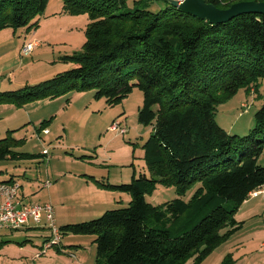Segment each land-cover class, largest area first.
<instances>
[{"label": "trees", "instance_id": "1", "mask_svg": "<svg viewBox=\"0 0 264 264\" xmlns=\"http://www.w3.org/2000/svg\"><path fill=\"white\" fill-rule=\"evenodd\" d=\"M48 1L0 0V31L36 27ZM154 1L137 0L130 8L128 0H62L65 11L90 18L82 51L65 56L73 67L0 92V102L23 105L76 88L96 89L95 97L109 104L120 103L135 87L143 91L138 118L153 127L144 144L151 176L103 182L129 192V205L59 228L61 236L96 235L97 264H186L191 258L200 264L241 227L236 213L252 191L264 186L259 163L264 104L245 135L230 133L216 120L220 102L242 87L257 91L264 78V13L213 24L169 0L153 11ZM206 1L228 8L249 0ZM18 143L9 134L1 138L0 160L36 157L17 151ZM197 181L200 187L186 201L182 196ZM159 183L176 185L179 197L160 205L149 202L146 194ZM179 219L185 222L177 230L173 223ZM8 242L1 240L0 247ZM56 249L64 251L63 246Z\"/></svg>", "mask_w": 264, "mask_h": 264}, {"label": "rangeland", "instance_id": "2", "mask_svg": "<svg viewBox=\"0 0 264 264\" xmlns=\"http://www.w3.org/2000/svg\"><path fill=\"white\" fill-rule=\"evenodd\" d=\"M136 1L128 0V6L134 8ZM166 1H154L151 10L165 7ZM89 22L88 13H71L63 9L62 0H49L36 27L30 30L8 27L0 31V58L7 60L0 66V92L39 83L73 67L65 56L82 51ZM25 39L37 41L41 47H35L29 55H14V44ZM95 94L96 89L76 88L23 105L0 102V139L9 134L19 140L15 145L17 151L36 155L29 159L0 160V180L14 177L22 185L26 204L51 203L59 228L129 205L132 199L129 192L104 186L103 182L129 183L141 173L151 176L144 144L153 127L138 118L143 91L135 87L116 104H109L105 98L97 99ZM263 104L264 78H261L257 91L242 87L234 96L220 102L216 120L232 134L245 135L255 126V113ZM115 121L120 122L117 130L111 128ZM45 128L49 129L48 134L44 133ZM123 128L125 133L121 132ZM259 163L264 165V150ZM48 179L52 185L45 187ZM200 185V181L191 184L182 198L190 200ZM95 196L103 209L98 214L82 206L85 200H93ZM177 197L174 184L159 183L146 194L154 205ZM225 205L230 207L232 203L227 201ZM247 208L243 205L236 213L241 227L200 264H264V201L253 210ZM183 222L179 219L173 228L179 230ZM52 236L45 220L40 225L0 233V241H10L0 247V264H97L96 235L62 234L64 251L51 247L43 253L46 238ZM36 258H40L38 262ZM193 260L186 264H193Z\"/></svg>", "mask_w": 264, "mask_h": 264}, {"label": "built area", "instance_id": "3", "mask_svg": "<svg viewBox=\"0 0 264 264\" xmlns=\"http://www.w3.org/2000/svg\"><path fill=\"white\" fill-rule=\"evenodd\" d=\"M36 42L26 41L22 48V55H29L36 47ZM120 122L115 121L111 128L117 130ZM122 133L126 129L121 130ZM44 133L48 134L49 129H44ZM47 154V153H44ZM48 155V154H47ZM52 185L51 180H46L45 187ZM22 185L17 181H0V233L6 230H20L31 225H40L44 220L48 227L52 230L53 236L45 241L43 253H46L51 247L61 246V233L56 225L55 209L51 203H31L26 204L21 195ZM263 187V186H262ZM261 187V188H262ZM256 189L250 193V196H257L263 189Z\"/></svg>", "mask_w": 264, "mask_h": 264}, {"label": "water", "instance_id": "4", "mask_svg": "<svg viewBox=\"0 0 264 264\" xmlns=\"http://www.w3.org/2000/svg\"><path fill=\"white\" fill-rule=\"evenodd\" d=\"M171 4L194 16L217 24L227 22L243 13H264V1H240L228 8H219L206 0H169Z\"/></svg>", "mask_w": 264, "mask_h": 264}, {"label": "crops", "instance_id": "5", "mask_svg": "<svg viewBox=\"0 0 264 264\" xmlns=\"http://www.w3.org/2000/svg\"><path fill=\"white\" fill-rule=\"evenodd\" d=\"M27 41V39H25L21 44H19L18 42L16 43V44H14V55H16V54H21V48H22V46H23V44L25 43ZM36 43H37V45H36V47H41L40 46V43L39 42H37L36 41ZM19 44V45H18ZM35 49V48H34ZM5 61H7V60H4L3 58H0V66H2V64H4V62ZM234 128V127H233ZM232 128V129H233ZM231 129V130H232ZM230 132V131H229ZM231 133V132H230ZM11 178V177H10ZM5 180H8V179H2V180H0V181H5ZM16 180V179H15ZM115 184V183H114ZM264 190V189H263ZM21 195H22V197L23 198H25V194H24V192L23 193H21ZM261 197V198H260ZM260 198V199H259ZM261 200H263L264 201V191L262 192V193H260L258 196H255V197H249L242 205H241V207L243 206V205H245V207H248L247 209H249V208H252V210L254 209V207L256 208V206L258 205V203L261 201ZM83 205V207L85 208V209H94L95 211H96V213L95 214H98V213H100V212H103L102 210L103 209H101V205L102 204H100V202H99V200L96 198V196L93 198V200L91 199H87V200H85V203L83 202L82 203ZM253 212V211H252ZM254 212H256V211H254ZM48 238H46V240H47ZM45 240V241H46ZM3 246V245H2ZM61 246H62V244H61ZM74 246H76V245H74ZM63 248H64V246H63ZM21 250L22 249H24L23 247H21L20 248ZM64 250V249H63ZM39 259L40 258H36V260H35V262H38L39 261ZM1 261V260H0ZM81 262H83L82 260H81ZM80 263V262H79Z\"/></svg>", "mask_w": 264, "mask_h": 264}]
</instances>
